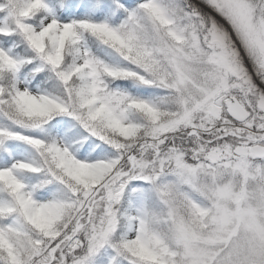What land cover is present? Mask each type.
I'll use <instances>...</instances> for the list:
<instances>
[{"label":"snow or ice","instance_id":"6c2138e0","mask_svg":"<svg viewBox=\"0 0 264 264\" xmlns=\"http://www.w3.org/2000/svg\"><path fill=\"white\" fill-rule=\"evenodd\" d=\"M0 264H264V0H0Z\"/></svg>","mask_w":264,"mask_h":264}]
</instances>
